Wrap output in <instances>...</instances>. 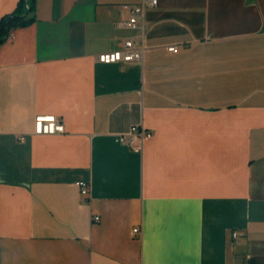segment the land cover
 I'll return each instance as SVG.
<instances>
[{
  "label": "crops",
  "instance_id": "1",
  "mask_svg": "<svg viewBox=\"0 0 264 264\" xmlns=\"http://www.w3.org/2000/svg\"><path fill=\"white\" fill-rule=\"evenodd\" d=\"M140 1L36 0L0 43V264H264V0H159L131 29ZM130 37L141 61L97 60ZM136 124L141 152L115 138Z\"/></svg>",
  "mask_w": 264,
  "mask_h": 264
},
{
  "label": "built area",
  "instance_id": "2",
  "mask_svg": "<svg viewBox=\"0 0 264 264\" xmlns=\"http://www.w3.org/2000/svg\"><path fill=\"white\" fill-rule=\"evenodd\" d=\"M159 0H141L137 4L125 3L124 9L129 12V18L125 22L126 26L131 29H139L142 27L144 12L147 6L158 5ZM168 51L178 52L179 46L170 44L167 46ZM145 50L144 42L137 41L136 37L125 39L120 46L111 50L99 53L97 60L103 63L114 62H131L141 61ZM65 132V124L63 119L51 113H38L35 116L34 133L36 134H57ZM153 136V132L146 128L143 124L132 125L128 131L117 133L115 138L118 142L128 144L133 147L134 151L141 152L145 141ZM23 137L21 136V139ZM81 193L86 196H91V182L89 180H79L76 182ZM96 220L99 216L94 217ZM139 232L136 227L133 230L134 234ZM233 236L236 237L237 233L234 232Z\"/></svg>",
  "mask_w": 264,
  "mask_h": 264
},
{
  "label": "trees",
  "instance_id": "3",
  "mask_svg": "<svg viewBox=\"0 0 264 264\" xmlns=\"http://www.w3.org/2000/svg\"><path fill=\"white\" fill-rule=\"evenodd\" d=\"M36 0H19L16 9L0 20V43L10 35V31L19 26H27L35 20L33 14Z\"/></svg>",
  "mask_w": 264,
  "mask_h": 264
}]
</instances>
